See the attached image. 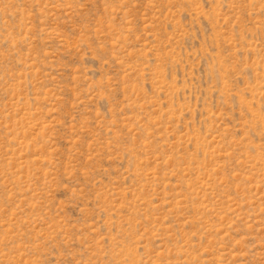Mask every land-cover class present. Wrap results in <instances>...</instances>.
I'll list each match as a JSON object with an SVG mask.
<instances>
[{
	"label": "rangeland",
	"instance_id": "1",
	"mask_svg": "<svg viewBox=\"0 0 264 264\" xmlns=\"http://www.w3.org/2000/svg\"><path fill=\"white\" fill-rule=\"evenodd\" d=\"M0 264H264V0H0Z\"/></svg>",
	"mask_w": 264,
	"mask_h": 264
}]
</instances>
